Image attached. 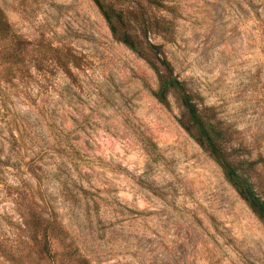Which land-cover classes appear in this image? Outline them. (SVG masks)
Instances as JSON below:
<instances>
[{
	"label": "rangeland",
	"instance_id": "obj_1",
	"mask_svg": "<svg viewBox=\"0 0 264 264\" xmlns=\"http://www.w3.org/2000/svg\"><path fill=\"white\" fill-rule=\"evenodd\" d=\"M101 1L166 55L264 199V0ZM0 10V264H264V222L93 0Z\"/></svg>",
	"mask_w": 264,
	"mask_h": 264
},
{
	"label": "trees",
	"instance_id": "obj_2",
	"mask_svg": "<svg viewBox=\"0 0 264 264\" xmlns=\"http://www.w3.org/2000/svg\"><path fill=\"white\" fill-rule=\"evenodd\" d=\"M93 1L105 18L112 34L117 36L133 52L144 58L155 71L158 77V88L154 93L156 99L162 104H168L171 95L178 98L187 119V122L183 123L184 127L192 134L197 143L216 160L239 196L264 222V199L257 194L250 175H248L252 170L250 161L233 153L226 129L200 108L187 83L176 75L166 55L158 51V46L151 43L146 45L133 36L126 25V17L123 11H117L101 0ZM4 26L6 23L0 10V29ZM70 63L72 61H69ZM48 227L50 235H48L45 243L51 247L53 239L56 237L52 234L60 227L56 219L52 220Z\"/></svg>",
	"mask_w": 264,
	"mask_h": 264
}]
</instances>
